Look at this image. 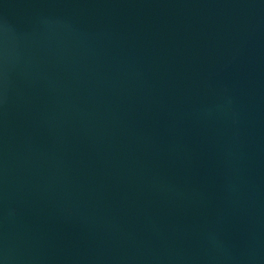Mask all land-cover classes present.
<instances>
[{"label":"water","instance_id":"water-1","mask_svg":"<svg viewBox=\"0 0 264 264\" xmlns=\"http://www.w3.org/2000/svg\"><path fill=\"white\" fill-rule=\"evenodd\" d=\"M0 264H264V0H0Z\"/></svg>","mask_w":264,"mask_h":264}]
</instances>
